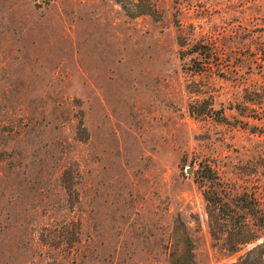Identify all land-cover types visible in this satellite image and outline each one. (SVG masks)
Masks as SVG:
<instances>
[{"label":"rangeland","instance_id":"374dc122","mask_svg":"<svg viewBox=\"0 0 264 264\" xmlns=\"http://www.w3.org/2000/svg\"><path fill=\"white\" fill-rule=\"evenodd\" d=\"M202 163L264 211V0H0V264L236 262Z\"/></svg>","mask_w":264,"mask_h":264},{"label":"trees","instance_id":"16d2710c","mask_svg":"<svg viewBox=\"0 0 264 264\" xmlns=\"http://www.w3.org/2000/svg\"><path fill=\"white\" fill-rule=\"evenodd\" d=\"M189 113L195 117H211L201 106L190 105ZM203 188L207 227L213 241L228 254H235L253 245L244 256L231 264H264V211L254 194L238 192L231 184L222 181L216 171L202 163L197 174ZM177 225L184 226L179 220Z\"/></svg>","mask_w":264,"mask_h":264}]
</instances>
